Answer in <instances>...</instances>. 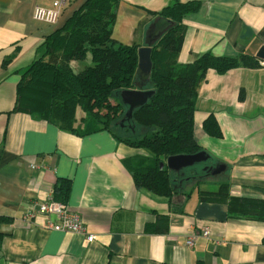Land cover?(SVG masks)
Instances as JSON below:
<instances>
[{"label":"crops","instance_id":"crops-1","mask_svg":"<svg viewBox=\"0 0 264 264\" xmlns=\"http://www.w3.org/2000/svg\"><path fill=\"white\" fill-rule=\"evenodd\" d=\"M85 1L72 0L59 23L48 25L33 15L53 0H0V217L11 219L1 226L0 264H264V222L228 219L225 204L199 196L228 183L233 197L264 200V61L224 75L208 71L198 92L194 133L199 152L210 158L170 171L176 187L171 198L137 188L125 162L148 156L145 150L108 131L79 136L15 110L21 73ZM171 1L121 0L114 40L148 46L160 21L154 14ZM180 1L201 7L184 20L178 64L191 65L208 51L258 59L264 0ZM211 115L222 138L203 129ZM198 170L207 176L195 177ZM65 182V203L81 215L93 242L80 233L50 230L44 217H32L35 203L54 198ZM159 216L169 217L166 232L156 228ZM191 235L196 242L188 247Z\"/></svg>","mask_w":264,"mask_h":264},{"label":"trees","instance_id":"trees-1","mask_svg":"<svg viewBox=\"0 0 264 264\" xmlns=\"http://www.w3.org/2000/svg\"><path fill=\"white\" fill-rule=\"evenodd\" d=\"M120 2L86 0L45 40L38 59L21 73L15 110L79 136L108 131L118 141L145 150L148 156L125 162L137 188L171 198L176 187L168 158L201 150L195 138L194 117L198 92L208 71L224 75L240 67L256 68L263 61L208 51L191 65L178 64L185 38L184 20L197 13L201 3L172 0L154 14L172 25L153 44V69L150 80L144 83L138 76L140 46L123 45L113 38ZM88 53L93 65L76 72L72 63L85 60ZM126 90L154 91L146 105L134 110L130 120L121 98ZM80 111L83 116L78 118ZM203 129L211 137H223L212 115L204 121ZM196 176L207 174L198 170ZM69 192V182L61 183L54 190V199L65 203ZM199 196L202 202L225 204L228 219L264 222V200L233 197L228 183L216 191H200ZM10 222L0 217V244L5 236L1 226ZM168 227L169 217L159 216L157 230L163 233Z\"/></svg>","mask_w":264,"mask_h":264},{"label":"built area","instance_id":"built-area-1","mask_svg":"<svg viewBox=\"0 0 264 264\" xmlns=\"http://www.w3.org/2000/svg\"><path fill=\"white\" fill-rule=\"evenodd\" d=\"M72 0H53L51 7L37 6L34 10V19L48 25H57L60 21L63 9ZM32 169H38L33 166ZM33 208V207H32ZM44 217L47 227L58 232L80 233L87 236L88 242L94 241V235L89 234L81 215L70 208L66 203L50 198L48 201L38 202L34 205L32 217ZM203 236H209L208 230L204 231ZM196 242V235H191L186 245L193 247Z\"/></svg>","mask_w":264,"mask_h":264},{"label":"water","instance_id":"water-1","mask_svg":"<svg viewBox=\"0 0 264 264\" xmlns=\"http://www.w3.org/2000/svg\"><path fill=\"white\" fill-rule=\"evenodd\" d=\"M171 25L172 24L168 20L160 19V21L156 24L154 32L150 36L148 46L139 48L140 66L138 69V76L141 77L143 81H149L151 77L153 69L151 56L154 41L159 39ZM257 58L264 61V47L257 54ZM153 94L154 91L152 90L123 91L121 93V98L123 103L128 107V111L126 113L127 120L132 119L134 110L146 105ZM209 158L210 156L205 151L193 155H176L168 158L167 165L171 172L178 173L182 169L206 162ZM204 170L207 169L205 168Z\"/></svg>","mask_w":264,"mask_h":264},{"label":"rangeland","instance_id":"rangeland-1","mask_svg":"<svg viewBox=\"0 0 264 264\" xmlns=\"http://www.w3.org/2000/svg\"><path fill=\"white\" fill-rule=\"evenodd\" d=\"M93 65V62H92V57H91V54L90 53H88V56H87V58L85 59V60H82V61H76V62H73L72 63V67L74 68V70L76 71V72H80V71H82V70H84L86 67H88V66H92ZM140 78V80L142 81V82H145V81H143L142 79H141V77H139ZM79 116H83V113L80 111L79 112V114H78V117Z\"/></svg>","mask_w":264,"mask_h":264}]
</instances>
